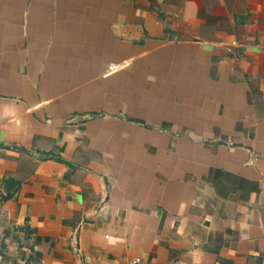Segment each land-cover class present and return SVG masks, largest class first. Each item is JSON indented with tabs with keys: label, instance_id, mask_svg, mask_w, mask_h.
<instances>
[{
	"label": "crops",
	"instance_id": "obj_1",
	"mask_svg": "<svg viewBox=\"0 0 264 264\" xmlns=\"http://www.w3.org/2000/svg\"><path fill=\"white\" fill-rule=\"evenodd\" d=\"M264 264V0H0V264Z\"/></svg>",
	"mask_w": 264,
	"mask_h": 264
},
{
	"label": "built area",
	"instance_id": "obj_2",
	"mask_svg": "<svg viewBox=\"0 0 264 264\" xmlns=\"http://www.w3.org/2000/svg\"><path fill=\"white\" fill-rule=\"evenodd\" d=\"M127 264H145V263L142 262L141 260H132V261H129Z\"/></svg>",
	"mask_w": 264,
	"mask_h": 264
}]
</instances>
